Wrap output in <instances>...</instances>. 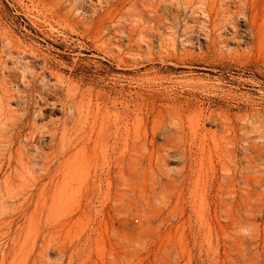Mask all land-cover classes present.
I'll list each match as a JSON object with an SVG mask.
<instances>
[{
    "label": "rangeland",
    "instance_id": "1",
    "mask_svg": "<svg viewBox=\"0 0 264 264\" xmlns=\"http://www.w3.org/2000/svg\"><path fill=\"white\" fill-rule=\"evenodd\" d=\"M133 4L0 0V264H264V45L172 61Z\"/></svg>",
    "mask_w": 264,
    "mask_h": 264
},
{
    "label": "bare ground",
    "instance_id": "2",
    "mask_svg": "<svg viewBox=\"0 0 264 264\" xmlns=\"http://www.w3.org/2000/svg\"><path fill=\"white\" fill-rule=\"evenodd\" d=\"M48 2L53 10H59L64 0H48ZM138 2L140 8L133 4V9L137 13L132 16L138 20L135 23L141 27L140 35L144 36V40H140L156 38L158 49L169 60H190L196 54V49H191L195 44H197L198 52L203 54L219 49L218 46L224 47L229 42L240 41L242 38H248L254 46L264 45V0H138ZM96 19L98 20L99 17ZM239 24H241L240 28ZM199 40L206 43L204 48L199 45ZM145 43H147L145 48L149 50L150 45L152 46L151 41ZM43 64L46 68L42 69L41 78L31 76V81L28 84L26 82L25 92L23 91L24 93L17 98L14 94L22 112L21 116L14 121L16 122L14 129L18 128L21 132L30 125L29 135L32 140L35 135H41L42 139L44 127L40 128L34 123L31 124L30 121H36L41 117L43 107L41 105L50 95L61 90L62 85L65 84V78L59 71L51 70L45 62ZM48 69L49 77L46 79L45 74ZM38 78L41 80L40 87L36 85ZM68 86L73 87L70 84ZM14 97L11 96L12 99ZM35 98L36 101L33 102ZM32 109H34L33 113H31ZM169 109L167 113L171 118L176 119L180 116L181 109L176 105H170ZM50 137L55 142L54 133Z\"/></svg>",
    "mask_w": 264,
    "mask_h": 264
},
{
    "label": "crops",
    "instance_id": "3",
    "mask_svg": "<svg viewBox=\"0 0 264 264\" xmlns=\"http://www.w3.org/2000/svg\"><path fill=\"white\" fill-rule=\"evenodd\" d=\"M2 48H3V39H2L1 31H0V55L2 52Z\"/></svg>",
    "mask_w": 264,
    "mask_h": 264
}]
</instances>
